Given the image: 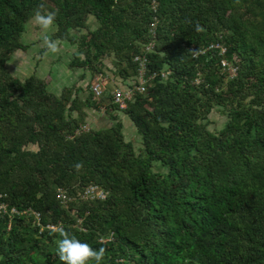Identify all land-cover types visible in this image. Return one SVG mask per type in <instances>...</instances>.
<instances>
[{"label": "trees", "instance_id": "trees-1", "mask_svg": "<svg viewBox=\"0 0 264 264\" xmlns=\"http://www.w3.org/2000/svg\"><path fill=\"white\" fill-rule=\"evenodd\" d=\"M37 11L56 13L51 39L76 46L68 68L95 78L109 59L129 84L151 41L146 91L120 109L13 75ZM213 41L224 55L194 56ZM215 107L227 119L212 131ZM89 108L126 114L139 145L117 115L82 128ZM90 184L105 197L84 198ZM0 195L18 211L0 215V264H65L62 230L103 247L102 264H264V0H0Z\"/></svg>", "mask_w": 264, "mask_h": 264}, {"label": "rangeland", "instance_id": "rangeland-1", "mask_svg": "<svg viewBox=\"0 0 264 264\" xmlns=\"http://www.w3.org/2000/svg\"><path fill=\"white\" fill-rule=\"evenodd\" d=\"M89 28H94L97 25L94 17L90 15L88 18ZM55 24L50 30H42L39 25L34 23L33 17L26 23L25 30L21 34L22 42L28 44V48L25 51H16L11 60L8 62V68L10 72L23 79L30 76L31 74L36 75L44 79L49 88L53 91L59 93L63 86L75 85L81 90H89L90 82L95 78L92 74L86 70L82 69H70L68 68V63L72 58L73 52L76 50L75 45H71L66 42H59L57 40L58 50L53 53L44 47L46 42L44 36L50 34L55 30ZM45 49V50H43ZM103 66V75L102 77L107 78L105 85L108 88H113L115 86L122 85L125 81H121L120 78L115 76L112 72L111 62L109 59H105ZM112 80V81H110ZM106 101L105 103H107ZM91 109V108H90ZM87 110L86 126L89 128L98 127L96 124L98 122V116L95 115L97 111ZM124 131L126 137L137 145H139L140 140L139 136L135 132V126L130 118L122 113ZM209 124L208 129L212 131L219 130L226 122L227 116L223 113L220 108H213L208 115ZM29 148L35 149L34 145H29Z\"/></svg>", "mask_w": 264, "mask_h": 264}, {"label": "built area", "instance_id": "built-area-1", "mask_svg": "<svg viewBox=\"0 0 264 264\" xmlns=\"http://www.w3.org/2000/svg\"><path fill=\"white\" fill-rule=\"evenodd\" d=\"M153 50V43L150 41L149 43L144 44L143 46V53L134 56V61L137 64V70L136 74L134 76V80L129 82V84L125 85H118L115 86L111 90V100L113 103L118 105L120 109H124L127 105V100L130 99L134 92H144L146 91L147 84L149 81L154 77V73L148 74L147 72V53ZM216 50L218 52V55H224L226 52V47L222 42L219 41H213L206 45L205 47L200 48L196 53H194V56L198 54H203L206 51H212ZM220 68L222 71H226L230 77L234 76L237 72V66L227 58L222 57L220 59ZM168 75V71L162 70L161 76L162 78H166ZM107 81V78L102 77V75L99 74V76L91 83L90 89L93 93V97L95 99H99L101 95L103 94V88L105 86V83ZM82 128H88L86 125H84ZM82 196L86 199H94L99 198L103 199L105 197V191L100 188L99 186L95 184H90L86 186L83 190ZM58 198L63 202L66 203V194L62 189L58 190ZM26 212V211H25ZM18 213L17 209L15 207H9V205L5 202L3 199V196L0 195V215H8L10 218ZM37 219H39L38 214L36 212H33ZM49 229H56L57 225L48 224L46 225Z\"/></svg>", "mask_w": 264, "mask_h": 264}, {"label": "clouds", "instance_id": "clouds-1", "mask_svg": "<svg viewBox=\"0 0 264 264\" xmlns=\"http://www.w3.org/2000/svg\"><path fill=\"white\" fill-rule=\"evenodd\" d=\"M56 13L37 11L33 16V21L40 26L42 30H50L55 24ZM47 48L49 51L55 53L58 46L55 40L48 35L44 36ZM81 165L77 164L79 168ZM63 232V238L57 242V253L65 264H102L105 256V249L93 248L89 243L82 241L76 235Z\"/></svg>", "mask_w": 264, "mask_h": 264}, {"label": "crops", "instance_id": "crops-1", "mask_svg": "<svg viewBox=\"0 0 264 264\" xmlns=\"http://www.w3.org/2000/svg\"><path fill=\"white\" fill-rule=\"evenodd\" d=\"M96 78H94L93 79V81L95 80ZM93 81H91L90 82V85H91V83L93 82ZM108 81V80H107ZM110 81H112V80H110ZM90 85H89V89H90ZM114 87H115V84H114ZM113 87V88H114ZM113 88H108V87H106V85L104 86V88H103V93L104 94H108L109 96L111 95V90L113 89ZM87 91H88V89H87ZM87 91H85V90H82V92H83V95H86L87 94ZM90 109V108H89ZM88 109V110H89ZM92 109V111H97V110H95L94 108H91ZM90 109V110H91ZM88 113V112H87ZM95 115H97L98 116V122H99V124H96L98 127H95V128H103V127H106V126H109V125H111V122H112V120H111V115H117L120 119H121V121L123 122V117H124V115L121 113V112H118V111H110V112H106V111H104V108H100L97 112H96V114ZM124 124V123H123ZM86 125V124H85Z\"/></svg>", "mask_w": 264, "mask_h": 264}]
</instances>
